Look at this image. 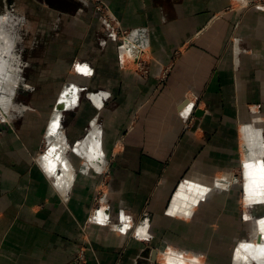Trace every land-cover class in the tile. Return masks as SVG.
<instances>
[{"label":"crops","instance_id":"crops-1","mask_svg":"<svg viewBox=\"0 0 264 264\" xmlns=\"http://www.w3.org/2000/svg\"><path fill=\"white\" fill-rule=\"evenodd\" d=\"M2 1L11 47L5 54L0 40V264H183L169 252L253 264L238 255L248 227L239 233L241 193L230 181L244 163L264 164V9L100 0L132 52H144L143 76L121 65L92 0H21L41 8L32 28L41 54L24 63L13 23L33 16ZM17 96L26 98L18 106ZM47 132L56 143L42 157ZM245 178L248 219L264 211V197L249 198L264 196V184Z\"/></svg>","mask_w":264,"mask_h":264},{"label":"rangeland","instance_id":"rangeland-1","mask_svg":"<svg viewBox=\"0 0 264 264\" xmlns=\"http://www.w3.org/2000/svg\"><path fill=\"white\" fill-rule=\"evenodd\" d=\"M92 1H94V0H92ZM18 2H19L18 3V8L17 7L16 8H17V10L20 11V12L18 11L19 13L22 12V10H21L22 6H25L31 11L30 14H31V16H33L32 19L27 17L28 21L20 22L18 19H15L14 23H13L14 34H12V36L14 37V42H15V39H16L17 45H18V48L16 49V53L22 58V61L24 63H26V62L32 61L34 59H37L39 57V53L40 52H38V50L36 49L37 39L39 38V35H38V33H35L32 28L37 27L38 25L41 26V8H39V6H38L39 3L38 2L26 3L25 1L22 2L21 0H19ZM247 2H248L247 5H249L251 7H258V8L264 9V0H249ZM92 4H93L94 9H95V2H92ZM4 9H5L4 2L2 0H0V14L5 13ZM23 10H25V8ZM95 11L97 12L96 9H95ZM98 14H100V13L98 12ZM118 55H119V59H121L120 46H118ZM144 59H146V58H144ZM145 61L147 63V60H145ZM131 65H133V64L132 63H128V65L124 66V67H130ZM133 66L135 67V71L137 73L142 74L144 72L143 70H139L136 65H133ZM145 69H149L148 64L145 67ZM17 91H18V93L20 92L19 89ZM25 100H26V98H22V97H18L17 96V98L14 100L15 101V105H17V106L21 105L22 102H24ZM24 104L27 105L26 103H24ZM3 119L4 118L0 114V123L3 122ZM2 134H3V129L1 128V124H0V136ZM55 140L56 139H55L54 136L53 137H48V132H47V134L45 135V138H43V142L41 144V156L42 157L50 151L51 145L56 143ZM72 151L76 152L73 146L68 147V151L66 153L69 155L70 153H72ZM245 165H247V164L244 163L241 167H239L234 172V174L232 175V181H230L231 186H237L238 189H239V192L241 193V205L242 206H241V213L239 214V219H241V222H243V224H241V226L239 225V231H240L239 233H241L243 231L242 233H243V236H244L245 233H246L245 228H246V226L248 227V235L246 237L247 238L246 240H248V241H245V239L244 240L243 239L240 240L237 243V248H239L240 245L243 244V243H247V242L254 243L256 240L258 241V239H261L260 235L256 236V234H255L256 227H254L253 223L255 222L256 226H257L258 224H260L261 219L264 218V213H263L264 211H257L254 216L250 215V218H248V219L246 217V209L247 208H244L245 207L244 205H247V204L249 205V203L246 202V196H245V185H246V182H247L246 178H245V175H246L245 174L246 171L244 169ZM224 188L225 187H223V189ZM258 188L261 189V187H258ZM102 197H104L103 194H98L95 197V208L96 209H100V205H102L101 204V202H102L101 198ZM260 205L261 204H256V206L254 205V207L256 209H260V207H259ZM248 211H250V208H248ZM261 214H263V215H261ZM251 218L254 221H252ZM129 227L130 228L136 227L135 222H133V225L132 226L130 225ZM133 230H134V228H133ZM249 238H252V239L249 240ZM167 254H170V252L167 253ZM165 255H166V253L162 257L163 261H166ZM84 261H83V263H84ZM190 264H193V263H190ZM253 264H258V263L253 261Z\"/></svg>","mask_w":264,"mask_h":264},{"label":"bare ground","instance_id":"bare-ground-1","mask_svg":"<svg viewBox=\"0 0 264 264\" xmlns=\"http://www.w3.org/2000/svg\"><path fill=\"white\" fill-rule=\"evenodd\" d=\"M10 39L11 38H9L8 40H10ZM4 45H5V42H4ZM1 49L2 48H1V45H0V51H1ZM56 116H58V115H56ZM94 142L95 141H93V143ZM91 143H92V141H91ZM91 146L97 147L98 145H91ZM93 147H92V150H93ZM79 148L80 149H84L85 148V144L83 145V147H79ZM95 151H96V149H95ZM259 163H258V161L250 162L247 165H251V167H246V166L244 167L245 171H246V177L249 178L250 182L255 183L257 185L264 184V175L262 174L261 167H260ZM253 170L255 171L254 173H253ZM215 184H217V183H215ZM263 197L264 196L260 192H257L256 194L255 193L251 194V196H249L251 201H255V202L261 201V198H263ZM255 231H256L255 232L256 236L260 235L261 239H258V241L256 240L254 243L247 242V243L241 244V245H248L249 247H241V248H239V250H238L239 254L238 255H240L244 261L253 260V261H255L258 264H264V251H262V249H264V238H263V236H264V224H261V223L258 224L256 226ZM168 259H169V261L175 262V263H183V264L193 263V264H198L196 259L192 258V260H190V258H188L186 256L178 258L173 253H170V256L168 257Z\"/></svg>","mask_w":264,"mask_h":264},{"label":"built area","instance_id":"built-area-1","mask_svg":"<svg viewBox=\"0 0 264 264\" xmlns=\"http://www.w3.org/2000/svg\"><path fill=\"white\" fill-rule=\"evenodd\" d=\"M93 2H95V9L97 10V12L101 14V17L110 26L112 37L116 41L120 42V56H121L120 61L122 66L124 67L127 66L128 63H132L133 65H136L139 70L144 71L141 75L143 76L148 75L149 69H145L147 63L144 59V55H143L144 52L139 51L138 53L134 54L130 49L133 44L130 42L128 38L129 35L128 32L122 30L119 27L116 17L110 11L107 4L100 0H94ZM77 260L80 262H83L85 260L84 252L80 253Z\"/></svg>","mask_w":264,"mask_h":264},{"label":"snow or ice","instance_id":"snow-or-ice-1","mask_svg":"<svg viewBox=\"0 0 264 264\" xmlns=\"http://www.w3.org/2000/svg\"><path fill=\"white\" fill-rule=\"evenodd\" d=\"M77 70H78L79 72H83V73H86V74H87V72H88V69H87L86 66H85V67L77 66ZM58 126H59V125H58V122H53V124H52V126H51V127H52V131L55 132L56 129L58 128ZM52 151H54V149H53ZM45 159L47 160L48 158L45 157ZM48 167H49V170H50V171H54V170H55V165L52 164L51 161H49ZM246 167H251V165H246ZM261 170L264 171V164L261 165ZM260 223H261V224H264V221H260ZM138 235H139V233H138ZM241 247H249V246H248V245H241Z\"/></svg>","mask_w":264,"mask_h":264},{"label":"clouds","instance_id":"clouds-1","mask_svg":"<svg viewBox=\"0 0 264 264\" xmlns=\"http://www.w3.org/2000/svg\"><path fill=\"white\" fill-rule=\"evenodd\" d=\"M9 20H10L9 13L5 12L3 14H0V25L8 23ZM0 40H4L5 41V47L3 48V52L5 54H7L9 52L11 46L7 43V36L3 32H0ZM262 251H264V249H262Z\"/></svg>","mask_w":264,"mask_h":264}]
</instances>
